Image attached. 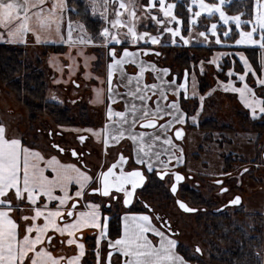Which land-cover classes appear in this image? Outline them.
Segmentation results:
<instances>
[{"label":"snow or ice","instance_id":"6c2138e0","mask_svg":"<svg viewBox=\"0 0 264 264\" xmlns=\"http://www.w3.org/2000/svg\"><path fill=\"white\" fill-rule=\"evenodd\" d=\"M177 2L86 0L80 13L70 9L67 0H0V42L27 45L31 38L37 45H66L69 79L82 71L86 80H95L92 103L103 106L99 126L61 128L57 133L73 132L80 144L89 139L99 143L103 160L93 166L86 160L89 153L66 150L55 142L47 149L34 148L0 122V264H89L87 233L94 237L95 264H189L177 251L178 233L171 222L142 202L138 190L151 176L166 182L175 195L190 178L180 171L183 148L178 142L184 140V125H198L206 95L197 94L195 73L189 96V70L173 75L145 58L162 55L153 46H190L193 30L202 29L197 43L235 49L208 63L221 72L225 56L238 57L233 65L241 64L239 71L230 66L224 72L226 82L217 78L218 87L207 96L218 90L237 94L251 119L264 117V0H244V10L234 15L225 11L231 0H184V18L176 11ZM69 12L91 16L94 22L98 18L95 34L84 22H74ZM89 47L102 49L107 57L103 77L91 71L97 57L87 54ZM249 49L258 50V59L245 54ZM50 64L63 74L58 56ZM199 72H204V61ZM50 99L58 100L54 93ZM192 99L197 104L187 106ZM215 183L221 185V194L229 191L222 179ZM240 203L239 196L229 202ZM177 204L184 213L197 211L183 201ZM114 208L115 235L110 215ZM65 248L72 254L64 253ZM194 254H202L199 246Z\"/></svg>","mask_w":264,"mask_h":264},{"label":"rangeland","instance_id":"374dc122","mask_svg":"<svg viewBox=\"0 0 264 264\" xmlns=\"http://www.w3.org/2000/svg\"><path fill=\"white\" fill-rule=\"evenodd\" d=\"M235 1L231 0V3ZM67 2L70 9H75L78 12L79 5L77 2H83L85 6L86 0H71V2L67 0ZM143 2L144 0H140V3ZM169 2H176V0H169ZM179 2H184V0H179ZM206 2H211V0H206ZM231 3L226 4L225 11L229 15L237 14L227 11V7ZM73 14L75 12L68 13L74 22H83L78 17L72 16ZM145 22L150 23V21ZM205 22L210 23L214 21ZM200 30L202 29L198 28L193 30V43L190 46H168L167 44L163 47L159 45L153 46L162 55L159 57L150 56L145 58L155 62L161 68L171 69L173 75L182 76L186 69L189 70V96H191L192 73H195L197 79V94L206 95L204 109L200 114L198 125H192L191 121L189 122L193 128L184 125V140L178 142L183 148L184 160L181 165V168H183L180 171L184 172L186 177H191L186 178L185 183L181 185L180 190L175 195L170 193V186L166 182H161L156 179L157 185H163L165 191L163 193L156 192V190L150 191L146 202L156 213L171 222L172 229L178 233L175 237L178 243L185 248L187 247L192 256L199 258L205 264H214L211 261L213 254L212 244L224 248L222 244L218 243L216 235L213 237L209 227L210 220L207 217L211 213H215L216 210L224 211L234 218L239 225L249 231V237H259L260 234L256 233L255 230L262 231V246L258 249V257L262 264H264V222L263 227H261L260 221L258 220L259 215L264 216V135H262L257 147H255L256 137L260 133L253 127L255 122H261L263 124L264 117L251 119L249 110L244 108L237 94L225 93L222 90H218L213 95L207 96L210 90L218 87V79L219 81L226 82L227 78L224 72L230 66H234L239 71L241 64L237 62V64L235 63L233 65V62L238 60V57L225 56L220 60V64L224 69V72H221L215 66L208 63L209 60L219 53L233 51H226L224 49L215 50L213 53L195 51L192 49L193 46H205L212 49L224 47L222 45L205 44L203 42L197 43V33ZM153 34H155V29H153ZM168 39L167 36L164 37V41ZM164 41H162V44ZM29 42L27 45H21L26 50V62L30 65H35L37 58L42 57L41 48L43 45L35 44L31 38H29ZM0 44L19 45L9 43ZM56 45L61 44L56 43ZM66 51L67 49L64 52ZM86 51L87 54L97 57L96 60L91 62L93 75L103 77L107 62L104 51L92 47H89ZM185 51L188 54L190 52L191 57H195L194 59L197 63H191L190 66L181 67L179 65V57ZM63 53L60 55L49 53L47 58H43L44 64L42 70L45 73L48 84L46 99L48 102L61 104L63 107L68 108L71 118L78 124L77 128L97 127L101 124L103 118V106L92 103L95 99L93 89L97 86V82L95 80H86L82 71H77L69 79L70 70L67 67L69 61L65 59ZM53 56H58L59 63L65 66L63 74L50 64V59ZM201 61H204L203 74L199 72ZM97 62L100 63L98 64ZM132 71L133 69L130 67L129 72ZM54 79L62 80L63 82L56 84L53 83ZM147 79L149 83L154 82L151 74L148 75ZM77 84H79V87H76ZM237 86H240L238 82ZM52 93L57 96V101L50 99V94ZM58 101H62V103ZM186 103L189 107L195 106L197 100L192 99ZM116 107L120 108L118 105ZM245 119L247 121H244ZM209 120H214L218 129L205 130L199 128V126ZM0 121L10 125L13 134L22 137L27 144H35L47 149L50 142H55L65 147L66 150L68 148H75L81 154H90L89 157H86L89 166H93L98 161L103 160L102 147L95 140L89 139L84 144H80L76 138V134L73 132L65 131L62 136L57 135L61 128H72L58 126L50 121L47 114L37 116L34 120L31 119L29 110L17 101L13 92L6 88L0 95ZM49 132L53 133L52 137L48 135ZM200 149L202 151H199ZM117 150H113V155H115V151ZM226 155H233L240 161H243L242 163L233 165L230 175H222V173H227L224 170L225 165L223 159ZM194 156H197V159ZM108 159H111V156ZM244 169H248V171L244 172ZM93 170L95 171V168ZM217 179L223 180V186L229 189L227 193L221 194V185L215 183ZM186 184L190 187V190L196 191L206 203H202L201 201L195 203L188 197H184L182 195L184 192H181V188ZM187 188L185 187L184 189ZM235 196L241 197V203L239 205H230L229 202ZM178 200L187 203L190 207L197 209V211L191 214L183 213L178 207ZM144 211L147 212L146 209ZM197 246L201 248L202 254H194V249ZM57 248H59V245H57ZM64 250L67 254L71 251L67 248Z\"/></svg>","mask_w":264,"mask_h":264},{"label":"trees","instance_id":"16d2710c","mask_svg":"<svg viewBox=\"0 0 264 264\" xmlns=\"http://www.w3.org/2000/svg\"><path fill=\"white\" fill-rule=\"evenodd\" d=\"M71 2V0H68ZM184 2H177V13L181 14V18H184L187 13L183 7ZM244 0H236L231 3L227 8V11L230 13H238V11L244 10L242 5ZM79 5L78 12L83 13L84 3L77 2ZM72 16L78 17L83 21L89 29L91 34H95V29L99 25V19H96L91 16L85 17L84 15L77 16L76 13ZM227 43H231V40H227ZM42 57L37 58L35 65H30L26 62V50L23 45H7L0 44V86L1 89H8L9 91L15 94V97L18 102L22 103L30 113L31 119H36L37 116L48 115L50 121L57 124L60 127H69L77 128V122L71 118L70 111L68 108L63 107L61 104L52 103L47 101V90L48 84L46 81V76L43 67V58H47L49 53L51 54H62L67 48L63 45L56 44H47L42 46ZM195 51H206L207 53H213L215 50L224 49L226 51H235L234 48L220 47V48H209L205 46H193ZM249 56L250 59L255 56L258 59V50L253 51L249 49L245 53ZM212 55V54H210ZM190 56V57H189ZM195 58V57H194ZM191 57V54L187 51L179 57V65L181 67L190 66L191 63H197L196 60ZM195 60V61H193ZM238 61V60H236ZM98 63V62H97ZM100 63V62H99ZM98 63V64H99ZM237 64V63H236ZM247 121V120H246ZM1 122V121H0ZM254 129L257 130L260 134L256 137L255 147L259 144L262 135H264V123L255 122ZM200 128L205 130L207 129H218L216 122L209 120L204 122ZM207 139V138H206ZM199 151H202L200 149ZM197 159V156H195ZM224 170L228 172L232 170L233 165L236 163H242L243 161L239 160L233 155L224 156ZM156 190V192L163 193L164 186L157 185L156 180L153 179L151 182L146 185L144 192L150 193V191ZM185 192L188 193L195 203L201 201L206 203L200 195L190 189H186ZM118 210L113 209V223L112 231L115 235L116 228L118 227V217L114 215ZM210 220V231L213 234V237L216 235L218 238V243L222 244L224 248H220L218 245L212 244L213 254L212 262L214 264H262L260 258L258 257V249L262 246V231L255 230L256 233H259V237H249V231L243 228L237 223V221L226 214L222 210H216L215 213L208 215ZM234 219V220H233ZM258 220L260 221L261 227H263L264 216L259 215ZM85 240L89 247V254L86 257V261L89 264L94 263V258L91 254V249L94 244V237L92 233H87ZM179 253L185 256L190 263H203L199 258L192 256L190 250L180 243H178ZM205 264V263H203Z\"/></svg>","mask_w":264,"mask_h":264},{"label":"flooded vegetation","instance_id":"af4514ba","mask_svg":"<svg viewBox=\"0 0 264 264\" xmlns=\"http://www.w3.org/2000/svg\"><path fill=\"white\" fill-rule=\"evenodd\" d=\"M247 119H245L244 121H246ZM207 122V121H206ZM185 126H190V127H192L191 126V123L190 122H188ZM193 128V127H192ZM199 128H200V126H199ZM195 157V156H194ZM184 161V160H183ZM183 168V167H182ZM181 167H180V169H182ZM182 172V171H181ZM183 174H184V172H182ZM227 173H231V170L230 171H228ZM240 174H241V171H240ZM191 177V176H190ZM153 179H158V178H154V177H149V181L145 184V187H146V185H148V183L149 182H151ZM185 181H186V179H185ZM185 181H183L182 183H181V185H183L184 183H185ZM181 185H180V187H181ZM145 187L143 188V189H141V190H138V196H139V199L142 201V202H144V203H147L146 201V198H147V196H148V194L147 193H145L144 192V189H145ZM180 187H179V190H180ZM185 187H188L187 189H189L190 187L189 186H187V184L186 185H184L182 188H181V192H184L182 195L184 196V197H188L190 200H192L193 201V199H192V197L190 196V195H188V193L187 192H185V190L186 189H184ZM145 194H147V195H145ZM138 207H140L139 205H138ZM180 209V208H179ZM181 210V209H180ZM182 211V210H181ZM184 213V212H183ZM156 214H158V213H156ZM189 214H191V213H189ZM159 215V214H158ZM167 219V218H166Z\"/></svg>","mask_w":264,"mask_h":264},{"label":"crops","instance_id":"0c3cea01","mask_svg":"<svg viewBox=\"0 0 264 264\" xmlns=\"http://www.w3.org/2000/svg\"><path fill=\"white\" fill-rule=\"evenodd\" d=\"M0 43H3V42H0ZM29 44H30V42H29ZM19 45H21V44H19ZM2 89H1V86H0V95H1V93H2ZM121 91H123V89H121ZM117 106V105H116ZM118 106H120L121 107V105H118ZM30 145V144H29ZM31 146H33L34 148H37V149H45V148H42V147H40V146H38V145H35V144H31ZM68 159H71V157H67ZM85 243H86V246H87V248H88V250H89V247H88V244H87V242H86V240H85ZM178 251V250H177ZM63 252L65 253V250H63ZM179 252V251H178ZM68 254H72L71 253V251L70 252H68ZM88 254H89V251H88ZM88 255H86V257H87ZM86 257H85V260H86ZM115 259V258H114ZM94 261V260H93ZM93 264H95V261H94V263ZM189 264H194V263H190L189 262Z\"/></svg>","mask_w":264,"mask_h":264},{"label":"water","instance_id":"95a60500","mask_svg":"<svg viewBox=\"0 0 264 264\" xmlns=\"http://www.w3.org/2000/svg\"><path fill=\"white\" fill-rule=\"evenodd\" d=\"M263 158H264V153H263Z\"/></svg>","mask_w":264,"mask_h":264}]
</instances>
